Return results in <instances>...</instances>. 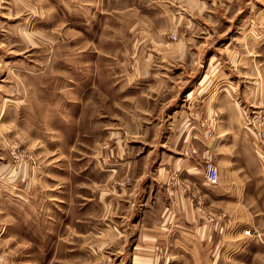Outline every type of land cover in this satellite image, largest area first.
<instances>
[{"label": "rangeland", "instance_id": "rangeland-1", "mask_svg": "<svg viewBox=\"0 0 264 264\" xmlns=\"http://www.w3.org/2000/svg\"><path fill=\"white\" fill-rule=\"evenodd\" d=\"M0 264H264V0H0Z\"/></svg>", "mask_w": 264, "mask_h": 264}, {"label": "built area", "instance_id": "built-area-1", "mask_svg": "<svg viewBox=\"0 0 264 264\" xmlns=\"http://www.w3.org/2000/svg\"><path fill=\"white\" fill-rule=\"evenodd\" d=\"M206 180L211 184H216L220 180V170L219 167L214 163H209L206 172H205Z\"/></svg>", "mask_w": 264, "mask_h": 264}, {"label": "crops", "instance_id": "crops-1", "mask_svg": "<svg viewBox=\"0 0 264 264\" xmlns=\"http://www.w3.org/2000/svg\"><path fill=\"white\" fill-rule=\"evenodd\" d=\"M173 116H175V114H174V115H172V117H173Z\"/></svg>", "mask_w": 264, "mask_h": 264}]
</instances>
